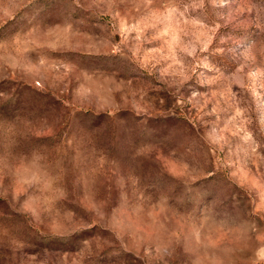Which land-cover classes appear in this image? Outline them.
Wrapping results in <instances>:
<instances>
[{"label": "rangeland", "instance_id": "1", "mask_svg": "<svg viewBox=\"0 0 264 264\" xmlns=\"http://www.w3.org/2000/svg\"><path fill=\"white\" fill-rule=\"evenodd\" d=\"M0 264H264V0H0Z\"/></svg>", "mask_w": 264, "mask_h": 264}]
</instances>
